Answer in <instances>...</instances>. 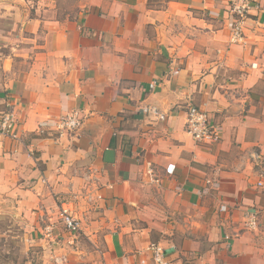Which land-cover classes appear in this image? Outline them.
Wrapping results in <instances>:
<instances>
[{"label":"crops","instance_id":"1","mask_svg":"<svg viewBox=\"0 0 264 264\" xmlns=\"http://www.w3.org/2000/svg\"><path fill=\"white\" fill-rule=\"evenodd\" d=\"M67 3L0 0L12 44L0 119L13 120L0 134V243L13 253L0 264H17L19 245L25 264H154L151 245L172 264H264V0L239 43L230 0ZM191 107L216 143L185 132ZM75 110L81 128L59 133Z\"/></svg>","mask_w":264,"mask_h":264},{"label":"built area","instance_id":"2","mask_svg":"<svg viewBox=\"0 0 264 264\" xmlns=\"http://www.w3.org/2000/svg\"><path fill=\"white\" fill-rule=\"evenodd\" d=\"M251 0H230L229 12L233 19V27L231 29V42L239 43L242 37L243 24L251 9ZM13 120L11 115L4 113L0 119V134L9 135ZM83 125V117L80 111H71L60 116L56 122V129L59 133H69L76 131ZM185 132L197 144L216 143L219 139L217 128L210 122L207 114L191 107L187 110L184 123ZM256 162L263 165L264 159L253 155ZM148 174H152L151 169H148ZM261 185V184H259ZM221 210H225L224 207ZM62 225L69 233L76 234L80 231V221L74 217L66 208L61 209L60 213ZM247 227L254 229L257 227V218L255 214H250L246 222ZM149 251L152 255L154 264H172L165 255L164 249L159 245H151ZM55 262L62 263L60 259Z\"/></svg>","mask_w":264,"mask_h":264},{"label":"rangeland","instance_id":"3","mask_svg":"<svg viewBox=\"0 0 264 264\" xmlns=\"http://www.w3.org/2000/svg\"><path fill=\"white\" fill-rule=\"evenodd\" d=\"M59 1H61V0H59ZM62 1H65V0H62ZM67 1L71 6H74L76 4V0H67ZM67 14H70V18H73L74 15L76 14V11L73 13L71 11H69V12L66 11V13L64 11H58V17L59 18H61V16H65ZM11 47H12V44L8 43V42H5L4 44H0V53L10 54L11 53V50H10ZM1 58L2 57L0 56V63H1ZM12 247L13 246L9 243H4V244L0 243V259L1 260H4L8 257L6 253H8V255L13 253ZM20 249H21V246L19 245L18 248H16V251H14L16 263L17 264H25L28 256H26L22 252H19Z\"/></svg>","mask_w":264,"mask_h":264}]
</instances>
